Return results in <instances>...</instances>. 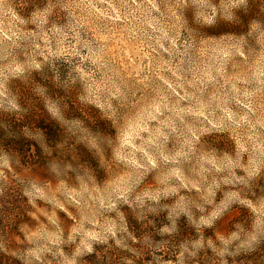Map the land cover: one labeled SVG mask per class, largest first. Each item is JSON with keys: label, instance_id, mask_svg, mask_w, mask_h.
Listing matches in <instances>:
<instances>
[{"label": "clouds", "instance_id": "obj_1", "mask_svg": "<svg viewBox=\"0 0 264 264\" xmlns=\"http://www.w3.org/2000/svg\"><path fill=\"white\" fill-rule=\"evenodd\" d=\"M13 7L0 264H264V0H120L104 38L87 0Z\"/></svg>", "mask_w": 264, "mask_h": 264}, {"label": "rangeland", "instance_id": "obj_2", "mask_svg": "<svg viewBox=\"0 0 264 264\" xmlns=\"http://www.w3.org/2000/svg\"><path fill=\"white\" fill-rule=\"evenodd\" d=\"M87 2L92 5V8L85 9L81 14L87 17L89 28H95L99 30L102 38H104L109 33V29H111L113 33L116 31V28L114 27V25H122L123 20H124V17L121 15L122 11L124 12L125 15H127L128 10L118 9L116 7V5L120 2V0H87ZM136 3H140V0H136ZM155 4L157 7L161 8V11H163L162 0H155ZM77 11L80 12L79 9ZM152 15L158 16L156 12H153ZM12 16L16 18H22V13L16 7H13L11 9L10 17L5 18L4 13L0 11V37H6L4 28L6 24L10 22ZM129 19H131V17H129ZM17 27H19L18 24H17ZM118 42L119 41L114 36L112 43L116 44ZM112 51L113 53H115L118 51V49L113 47ZM128 55H131V53L127 51L120 52L121 57L128 56ZM147 55L148 53L145 52V56ZM128 62H134V61H128ZM146 62L147 61H145V63ZM165 78L167 79V84H164V87L170 88L172 86V79L167 78V76ZM160 83H163V81H161ZM145 92L149 97L154 95V93H152L151 88L146 89ZM183 94L184 93L181 91V89L177 88L175 94H173L170 97L169 106L171 107L172 103H174L175 100L178 99V96L183 95ZM188 105H189L188 101H180L181 108L187 107ZM163 111L164 110L162 108H157L156 110L157 119L150 120L147 124V127L150 130L158 131L162 136L167 137L165 144L161 145L162 148H164L166 145V150H175L176 148L179 147L176 137L168 135V130L162 127L158 123V121L163 120L165 116L169 115V113H166V112H164V114L161 115ZM186 119L189 122H193V123L196 121L195 117H187ZM199 119H203V115L200 116ZM141 135L147 136V133H141ZM150 163H155V161L150 160ZM41 206H42V202L40 205H38V207H41Z\"/></svg>", "mask_w": 264, "mask_h": 264}]
</instances>
